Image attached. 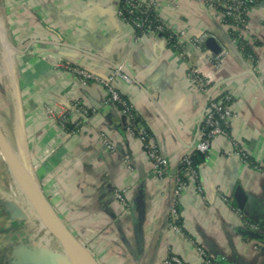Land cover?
<instances>
[{
  "label": "crops",
  "instance_id": "obj_1",
  "mask_svg": "<svg viewBox=\"0 0 264 264\" xmlns=\"http://www.w3.org/2000/svg\"><path fill=\"white\" fill-rule=\"evenodd\" d=\"M117 6L118 0H0L16 51L15 82L9 83L13 110L0 116L14 163L28 179L27 145L43 194L89 250L83 257L88 264H95L89 253L98 264H162L170 254L206 264L198 248L210 264H264V4L251 6L241 32L253 59L199 0L158 3L166 29L185 32L182 55L160 33L135 36L117 16ZM203 33L216 40L217 54L189 43ZM4 34L0 23L2 40ZM75 68L98 77L120 69L130 77L131 83L117 80L116 88L154 136L166 158L164 176L154 173L106 88L83 80ZM192 73L202 76L204 90L194 86ZM223 91L233 97L235 116L227 134L213 138L196 181L180 193L181 230L172 232L168 217L179 160L193 151L208 98ZM76 102L90 108L88 116L73 113ZM102 135L113 142V151L103 146ZM9 183L16 184L11 175ZM19 185L15 194L0 184V201L24 208L30 223L19 226L1 212L9 225L0 228V264H43L48 252L72 261L74 254L33 211L27 185ZM116 191L127 204L114 197ZM239 195L245 197L242 207Z\"/></svg>",
  "mask_w": 264,
  "mask_h": 264
},
{
  "label": "built area",
  "instance_id": "obj_2",
  "mask_svg": "<svg viewBox=\"0 0 264 264\" xmlns=\"http://www.w3.org/2000/svg\"><path fill=\"white\" fill-rule=\"evenodd\" d=\"M199 1L202 2L208 9L212 10L222 23L229 26V28H231L233 31L239 33V35H242V29L246 27L247 14L251 6L264 4V0ZM158 3L159 0H118L117 16L130 28L135 36H138L136 35V31L138 30L141 31L142 34H159L168 27L167 24H165L161 19L160 11H158ZM226 18L232 19V23L228 24L226 22ZM170 37H172L174 40V51L178 55H182V46L186 42L184 30H178L176 33L171 31ZM208 37L210 36L203 33L199 36L189 39L188 41H190L189 43H191L194 47L202 48L205 45V40ZM233 39L237 45V40L235 38ZM245 40L248 43L249 40ZM249 45L251 46V44ZM246 57L253 59L252 49L249 53H247ZM252 62L255 61L252 60ZM73 71L80 75L83 80L92 79L106 88L108 92V100L115 105L119 113L124 117V125L126 130L130 131L132 134H135L139 139L147 158L152 164L154 173L158 177L164 176L166 173V158L158 152V149L155 145L154 136L150 134V132H148L143 127L135 130V128L131 125L134 115L132 104L126 98L122 97L121 93L116 88L115 82L117 80L131 83L132 80L130 77L120 69L113 70L105 77H98L90 72L78 68H75ZM192 82L196 88L202 90L205 89V82L202 76L199 74L192 73ZM47 111L51 115L55 112L51 107L48 108ZM72 111L74 114H79L85 117L88 116L90 108L76 102L72 105ZM234 116V100L230 92L223 91L220 95L208 98L201 118L200 131L194 143L193 150L204 154L206 157L213 138L217 135L227 134L229 124ZM65 123L66 122L63 121L62 125H65ZM100 141L106 149L110 151L114 150V144L107 136L102 135ZM179 164L182 165L187 179L180 180L177 176H175L173 198L169 208L168 217V227L172 232H180L181 230L180 213L177 209L180 193L186 188V186H188V184L194 183L196 181L198 172V167L193 164L191 153L183 155L179 160ZM197 188L199 189V187ZM114 197L118 201L127 204L123 192L116 191L114 193ZM198 250L203 258L204 263H214L208 256H206L201 248H198ZM162 264L189 263L177 255L170 254L163 259Z\"/></svg>",
  "mask_w": 264,
  "mask_h": 264
},
{
  "label": "water",
  "instance_id": "obj_3",
  "mask_svg": "<svg viewBox=\"0 0 264 264\" xmlns=\"http://www.w3.org/2000/svg\"><path fill=\"white\" fill-rule=\"evenodd\" d=\"M160 35V34H159ZM205 46L210 49V51H212L213 53H218L220 51V46L218 45V43L216 42V40L213 37H208L205 40ZM16 86V94H17V99H18V103H19V122H20V131H23L22 129V122H23V109H22V104H21V98H20V93L18 90V87L15 83ZM203 114V113H202ZM0 148L3 151V153L5 154V156L8 158V160H10L11 162L12 160V156L11 154H13L10 149L8 148L4 138L1 135L0 132ZM29 170L30 173L28 174V179L30 181V185L33 188V191L35 193V195L37 196L38 200H40L42 206L44 207L45 211L48 213V215L56 222V224H60L64 234L62 235H66V236H62L61 234H58V232H56V230H54V228H51L48 226L49 231L55 235L56 237H65V239L70 243V245L75 249V250H80V249H86L84 248V246L68 231V229L65 227L64 223L61 221V219L57 216V214L54 212V210L52 209L50 203L48 202L47 198L45 197V195L43 194L38 181L35 178V175L32 171V169L30 168L29 165ZM236 200L238 202L239 206H243L244 201H245V197L244 195H239L236 197ZM0 206L2 207V212L4 214H8L10 218L12 219H19V218H23V217H28V215L25 212V209L22 208L21 206H19L18 204H16L15 202L9 201V200H5L2 203H0ZM132 208V207H131ZM131 216L133 215V211H130ZM88 251V250H87ZM89 253V252H88ZM89 255L91 256V258L93 259V261L95 262V264H98L96 262V260L93 258V256L89 253ZM43 264H80L79 262L73 260V261H69L67 260V256L65 254H54V253H49L48 252V256H47V260L43 262Z\"/></svg>",
  "mask_w": 264,
  "mask_h": 264
},
{
  "label": "rangeland",
  "instance_id": "obj_4",
  "mask_svg": "<svg viewBox=\"0 0 264 264\" xmlns=\"http://www.w3.org/2000/svg\"><path fill=\"white\" fill-rule=\"evenodd\" d=\"M2 12L0 10V23L3 27H5V34L2 37L4 40L0 38V116L4 119V114L10 113L13 110L12 103H11V95L9 93V83L11 80L15 82V48L13 47V43L9 37V34L6 30V26L2 17ZM22 134L24 136V142L26 140L25 136V125L24 120L22 122ZM26 144V142H25ZM27 152V158L29 161L30 168L33 171V166L31 165V161L29 158V150L27 149V145L25 146ZM10 172L7 170V167L0 161V184L6 188L9 183ZM5 201V200H3ZM3 201H0L2 203ZM1 214V211H0ZM58 216V214H57ZM59 217V216H58ZM7 218H4L0 215V228L4 226L7 227L9 225ZM17 221V225L24 226V223H30L28 217L19 218ZM14 226V225H13ZM32 226L33 231L36 232L37 224L33 222L30 224ZM84 246V245H83ZM84 248H86L84 246ZM87 250V249H86ZM89 251V250H88Z\"/></svg>",
  "mask_w": 264,
  "mask_h": 264
},
{
  "label": "bare ground",
  "instance_id": "obj_5",
  "mask_svg": "<svg viewBox=\"0 0 264 264\" xmlns=\"http://www.w3.org/2000/svg\"><path fill=\"white\" fill-rule=\"evenodd\" d=\"M0 155H1V158H2L5 166L8 167V169H9L8 171L10 172V175L14 177V180L16 182V184L8 183L7 187L16 194L20 191L19 190V187H20L19 184L21 182L25 183L27 185V187H25V188H26V191L29 195V198H30L29 200H30V203L32 205V209H33V211L37 210L38 219L40 220L42 225L48 231H49V229H48V226H49L51 228H54V230H56V232H58V234H61V235L64 234L60 224H56V222L45 211L40 200H38L37 196L35 195L33 188L31 186H29L28 179H27L26 175L24 174V172L22 173L20 168H18L19 167L18 163L17 162L14 163V161L11 162L10 160H7V157L5 156V154L3 153V151L1 149H0ZM53 236L60 242V244H62V246L64 248H66L67 250L71 251L74 254L73 260L79 262L80 264H88L83 259V257L86 256L85 253H87L84 249L75 250L70 245V243L65 239V237H56L55 235H53ZM62 236H66V235H62Z\"/></svg>",
  "mask_w": 264,
  "mask_h": 264
},
{
  "label": "trees",
  "instance_id": "obj_6",
  "mask_svg": "<svg viewBox=\"0 0 264 264\" xmlns=\"http://www.w3.org/2000/svg\"><path fill=\"white\" fill-rule=\"evenodd\" d=\"M152 20H153V17H152ZM226 22L228 24H231L232 19L226 18ZM229 33H230V36L232 38H235L237 40L238 48L241 49L243 51L244 56H246L247 53H249L251 51L250 45L247 43V41L244 39V37L242 35H239V33H237L236 31H233L231 28H230ZM160 34L166 40L167 45L172 50H175L174 40L172 37H170L169 30L166 29V30L162 31ZM136 35H142V32L138 30V31H136ZM254 43L257 44V41H254ZM122 97H124V96L122 95ZM133 113H134V115H133V120L131 122V125L135 128V130L136 129L138 130L139 128L143 127L142 126V120H141L140 116L134 110H133ZM143 128H145L149 132V130L146 127H143ZM191 158H192L193 164L197 167L199 164H201L204 161L205 155L201 154L198 151L193 150L191 152ZM177 177L180 180H186L187 179V176L185 175L184 169H183L182 165H180V164L178 165ZM177 209H178V207H177Z\"/></svg>",
  "mask_w": 264,
  "mask_h": 264
},
{
  "label": "flooded vegetation",
  "instance_id": "obj_7",
  "mask_svg": "<svg viewBox=\"0 0 264 264\" xmlns=\"http://www.w3.org/2000/svg\"><path fill=\"white\" fill-rule=\"evenodd\" d=\"M1 201H3V200H1ZM0 211L2 212V207L1 206H0ZM3 215L6 216L7 218H10L8 214H3Z\"/></svg>",
  "mask_w": 264,
  "mask_h": 264
}]
</instances>
